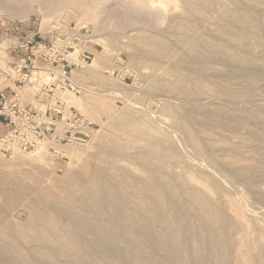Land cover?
<instances>
[{"label": "rangeland", "instance_id": "rangeland-1", "mask_svg": "<svg viewBox=\"0 0 264 264\" xmlns=\"http://www.w3.org/2000/svg\"><path fill=\"white\" fill-rule=\"evenodd\" d=\"M15 1L17 2L15 6L20 5V6L25 7L26 15L20 18L16 17L17 14L15 13L13 14V12H12V15L14 16L5 17L3 15H0V35L2 34V32L9 33V35L4 34V36H2V39L0 40V46L9 47V45H12V43H14L13 45H15V38L14 37L11 38V36L12 35L15 36L17 32L18 34L20 33L22 36H25V34L27 33H31L33 31L38 30L40 25L43 29L44 24L46 26L51 21L62 19L61 21L63 23L72 27L71 28L72 32L70 33H73V34L76 33L77 36L80 38V41H78V45H75V51L79 47L80 49L79 53H82L83 50L85 49L89 50L92 53L91 59L87 63H85L82 67L80 66L78 68H74L73 73H72V77L73 78L75 77L74 79H76L77 77L79 81L81 80L80 82L82 83H80V85L85 86V88L83 87V89H80L76 86V90L75 89H64V90H59V91L56 90L53 93L52 92L48 93L44 87V84L42 85V83H40V80L45 76L44 79L46 81H49L51 76L48 77L47 73L45 75V71L43 69L36 68V69H33V71H30L28 77L26 78V86L21 88L23 91L22 99L28 105V108L29 109H39V107H42L43 109H46L48 105L55 106L53 103L56 102L57 94H59L60 91H61L60 93H62L63 91L67 92V94H69L68 96L70 97L73 96L77 100L85 101L86 103H88V106L90 107L91 112L96 111L95 106L97 102L99 104V106L97 104L99 108H98V112L96 116L97 118L93 119L92 113L90 111H85L81 108H78L77 106H74L72 103H69L67 101L66 105H67L68 113H69V108L71 107L72 109L80 113L84 118H86L88 121H90L93 124V129H91L89 138L85 142H82V143L67 142V141L58 143L57 136L62 135L64 133L63 125L58 124L55 132L48 134L40 141V142H46L47 148L41 154L42 157L39 158L40 159L39 161L37 160L38 157L33 155L36 148H34L35 150L34 149L22 150L20 149V147H17L16 145H13V144L3 145L2 142L0 141V215H1L0 217L3 218V219L2 218L0 219V223L2 222L1 224H3V222L5 221L3 225L0 224V235L3 236L5 239L12 240V238H15L16 236V238L18 239L27 240L31 242L34 240V236H37V234L39 236L42 235L41 233H39V231L35 229V227H33V224L34 222L37 221L38 216H41L42 214L49 212L50 209L48 208L49 207L48 205L52 204L54 201L56 202L60 200L63 201L64 199L68 203V205H71V207L74 210L80 211L86 214L88 213V211H86L84 208H80L81 206L79 207V205H80V202H82V200H87L85 190H86L88 182H90V178H92L99 171L100 168H106V169H109L110 171L115 170V168L113 167L112 161H111L112 160L111 152L110 151L108 152V150L103 148L102 146L104 143L107 142L110 133L114 131L112 130L114 128H112V125H110V123L116 122V119L119 118L118 115H121L120 118L121 117L123 118L127 114V112L132 113L133 111H135L139 117L141 113H144L141 109L145 108L148 111V115L145 113L144 117L141 118V121L143 123L145 122V124L151 125V129L153 128L152 130H154V132L156 131L155 132L156 134H158L159 132L166 133L168 132L167 129L169 130L171 129L170 127H174L175 125L174 119L172 118L171 120L170 118L173 116L171 115L170 112L166 110L167 109L166 105H164L166 108L162 106L163 105L162 102L165 101L167 98L172 99L169 96L164 97V95H162V93H165V92L166 94L168 93V95L171 94L172 90H169L170 93L168 92L167 84H168V79L171 80L172 78L175 77V75H172V71H171L172 69H174L177 74L182 75V77L184 76L186 77L184 78V80L186 79L185 80L186 84L194 85L195 80L196 82L198 80L200 81L202 80L203 82L209 85L211 89L210 91L213 93L216 89H219L217 86L224 83L226 87H229L237 91L239 95L241 96L240 108L246 107L247 109L249 108L251 109V106H253L252 107L253 111H263L264 112V98H263L264 97V80H253L251 76L250 77L237 76V77H232L229 79L224 77V74L226 71L232 70V69L238 70L241 67L246 68L250 70L251 72L261 70V69L264 71V45L263 43L251 44L249 39L250 38L252 39L254 37L252 27H249L242 20L237 19L235 16L227 15L225 12V9L232 7L236 0H231V1L230 0L228 1L218 0L219 2L215 3L211 8L212 10H210V12L206 15V19L205 18L201 19L200 16L199 17L196 16L194 18V20L196 21L195 22L196 29L194 30H187L186 26H183V25L178 26V24L181 21H183V19H181V16H183L186 12V7H187L186 0H168V1L163 0V4L162 3L158 4L155 0H147V2L146 0H142V1L141 0H93V1L86 0L85 4L86 3L87 4L83 6H81L82 5L81 2L83 0H54L55 4L53 2V5L50 6L52 8L48 7L47 9L46 7H44V4L42 5L43 0H20V1L15 0ZM243 1L247 3V5L249 4L254 5V6L256 5L255 7L258 9V11H260V13L263 16L262 26H264V0H243ZM74 2L75 4L77 3L78 5L76 4L75 6ZM71 5L72 7L73 6L74 7L72 8ZM0 6L1 7L3 6L2 0H0ZM28 6H30V8ZM65 7H67V9ZM113 7H114V10H113ZM110 8L111 10H109ZM162 9L164 11H161ZM66 10L67 11L69 10V11L67 12ZM117 10H120L121 13L119 14L120 11L118 12ZM125 11L127 12L125 13ZM157 11L160 13V16H158ZM132 18H133V21H132ZM127 20H129V22ZM124 21L125 23L123 25H120V23L122 24ZM82 23L84 25L86 23L88 24L84 26ZM262 28L264 29V27ZM182 33L183 35L186 34L184 37L187 39L188 42L190 40L193 41V39L195 38L197 39V37L198 39L201 37L200 39L202 40L201 41L202 44H200V47H198L199 49L200 48L201 49L199 50L198 48L194 47L192 44V41H190L189 43L188 42L182 43L179 40L181 39L179 37L183 36ZM160 40L167 41L169 43V47H170L169 51L172 53L171 57L167 56L168 54L164 46L162 45V41ZM144 41H146L147 44ZM153 44H154V47H153ZM223 44L225 46H223ZM222 47L224 49H229L233 52L247 56L249 59L246 61H242L235 57L230 58L229 56H222L224 58L221 57V59L220 58L216 59L213 62H203V61L198 60V55L202 51V49H204L203 51H206V52L208 51L213 52L214 50L216 51V48H222ZM6 54L7 53H4L3 50L0 49V81H4V78H5V81L8 80V77H5L7 74V61L9 60ZM101 54L104 56L106 55L105 62L102 61L100 57H98V55H101ZM182 57H186L187 60L185 62H182L181 60ZM194 58L197 60H195ZM154 64L156 65L154 66ZM94 66H97V67L94 68ZM86 70H88V72ZM34 73L38 77L37 78L38 80L36 81L31 79V77L35 75ZM155 74L159 75L162 85L166 86V87L165 86L162 87V90H161L162 92L160 91L161 94H158V95L156 92L157 91L159 92V90H157L156 92L149 91V93H146V91L148 92V89H147L148 88L147 83L149 82L148 80L151 77V75H155ZM144 78H147V79H144ZM213 84H215V86ZM245 88H250L252 90L251 94H253L252 95L253 99H249L248 97H246V95H244L243 92H239V90L242 91ZM78 90H81V91H78ZM151 92H154L157 96L153 95L154 93L151 94ZM102 93L106 94L105 97L107 98L104 99V95H102ZM84 96H87L86 100L84 99L86 98ZM194 96L198 100L199 98L200 100H204L205 98L204 101H200L201 110L202 108L205 107V109L201 111V114H200V111H198L199 114L197 113L198 115H200V118L204 117V113H203L204 111H210L212 109L219 108L221 106L220 103L223 101L222 99L225 97L224 94H217V96H211V97L207 96L206 98V94L202 92H195ZM79 97H81V99ZM108 97H109V100H108ZM161 98H163V100ZM158 99H160V101ZM207 99L211 102H209ZM247 99L248 101H245ZM258 99L263 101L262 104L260 103L261 101ZM148 100H150V102ZM112 101L115 104H113ZM172 101L179 102L178 104H180L181 102L179 99L177 100L176 98H173ZM100 102H101V105L106 104L104 106L105 107L104 109L100 107ZM253 102L257 104L254 103L255 104L254 105ZM250 104L252 105L249 107ZM111 105H116L117 108L116 107L115 108L118 110L112 109L113 107H111ZM108 106L110 107L108 108ZM258 106L260 109H257ZM255 107H256V110H255ZM56 109L58 108L56 107ZM113 111H115L116 114ZM151 111H152L151 113L152 115L149 114ZM221 112H219L220 115L222 116V117L220 116L221 118L218 119L219 123L210 122L209 124L211 126H209V124L207 125L206 123L201 124L199 122H194L195 126L198 123L197 126L196 127L194 126V127L203 135L202 137L205 136L204 139H207V138L213 139V141H211L210 150L213 153L212 155L214 156L216 154L215 155L216 159L220 160L219 161L220 165L222 164L223 166V167L221 166L222 170L226 169L225 167L227 166V164H229V166L227 167H230V165L234 163L236 164L239 162L243 164L246 163V165L251 164L255 156L256 158L259 157L257 155L259 154V151L254 149L253 142L250 139L249 129L247 130L248 127L244 126L243 128V126L241 127L237 125L235 126V124L232 121H230L231 120L229 119L230 117L226 113L224 112L221 113ZM113 113L117 117L114 116L112 119L111 116L113 115ZM225 114L227 117L225 116ZM247 114L248 112H244L243 114L244 118L246 117L247 119H250L249 122L250 121L251 122L249 123L248 120L245 119L246 125L253 126L254 124L258 125V124L263 123L261 124V127L264 128L263 127L264 126L263 117L261 119L262 122H260L259 120V122L257 123V122H253V120ZM109 119H112V120L110 121V123H108V125L106 124L107 126L104 123V125L106 126V128H104V125H102L101 121L107 120L106 122H108ZM169 124H171V126ZM199 124H201L200 125L201 127L199 126ZM212 124L216 125L217 127L216 126L213 127L214 125ZM165 125H168L169 128H167ZM164 127L166 128L164 129ZM173 129L175 130V127L172 128L171 131H173ZM232 130L235 132H232ZM161 134L162 133H159L158 135H161ZM208 134H210L211 138L208 136ZM123 137L124 139H126V135H124ZM134 139L135 138L130 140L131 145H136L134 147L138 148L141 145V142H135ZM167 143L169 142L167 141ZM229 144L231 145V147L236 145L238 147L237 150L231 149ZM213 147L216 148V152L215 150H213L215 149ZM263 147H264V143H263ZM181 148H182L181 152H184L185 155L187 156L190 155L188 156L189 158L195 157V159L198 160L199 162H202V158H203L204 161L202 164L205 165V167L206 165L208 166V164H206L207 160L204 159V157H201L195 154L197 152L193 148L189 147L191 149H189L188 151H186L187 149L183 147ZM225 148L226 150H224ZM228 148H230V152H228L229 151ZM16 150L17 151L19 150V151L16 152ZM102 150L105 151V153L102 152ZM233 151L235 152V154L233 153ZM106 153L108 154V156L106 155ZM184 153L181 154L182 156L177 157L178 159L176 158V160H178L177 161L178 166L175 165L173 170L174 171L176 170L177 173H181V174L184 173L183 174L184 176L181 177V180L183 181L188 180L187 184L189 183L188 185H191L195 190L208 193L214 200H219L218 198H220L221 200L227 199V197H230L233 195H234V198H236V200L238 201L247 200L250 203H252V201L256 200V202H253L255 203L254 205H258V208L259 207L262 208L261 209L262 211H260V209L257 210L258 218L261 215V219L259 218L260 219L259 220L257 218V215L255 217L252 216L253 211H252L251 217L252 218L254 217L256 221L258 219V222H256V224L259 223L260 226L256 225L257 226L256 227L254 224L255 220L249 217L250 216L249 214L251 213V210L253 207L250 208L248 206L246 208L245 212L247 211L249 213L246 212L245 217L246 219L248 218L246 220L247 222L250 223L253 221L252 225L248 223L249 225H251V227H249L251 236L254 234L252 237L255 238V240L257 238L260 239L259 240L260 243L263 242L262 244L264 246V236H262L263 238H260V236L263 235V233L260 232L261 228L264 229V216H263L264 215V200H263L264 197L262 196L264 195V178H263L264 172H262L263 175L261 174L258 176V177L261 176L258 182H254V183L250 182L247 179L241 180L242 178L241 175L238 176V174L235 172H233L234 174L233 175V174H230L232 172H229V174L231 175L229 176V178H231V181L229 180L230 183L229 181H225V182H228V184L226 183V186H227L226 188L229 190H232L233 193L230 191L228 192L226 190H224L226 192L222 191L223 193L222 192L219 193V192H216V190L211 188V186L209 185V182L207 181L209 176H208V173L204 169H202L203 170V173H202L201 172L202 170L200 171V169L198 170L195 168H191V167L189 168L187 166H184L185 164L183 160L186 159L184 157H187L184 155ZM193 154H195L194 157H193ZM32 156H35L34 158L36 159H34ZM196 156H198L199 158ZM251 156H252V159L249 158ZM95 157L96 158L98 157L99 159L98 158L96 159ZM102 157L107 158L109 160L105 159L106 163H104L105 160H103ZM128 159L130 162H128ZM128 159H124L121 163L126 165V167L129 169L130 172L135 173V174H140L143 176L145 175L144 170L146 169V166L144 167V165H146V163L155 162V160L151 162L147 161V159H145L144 157L143 158L141 157L131 158L130 157ZM168 159L171 160L170 158ZM231 160L233 161L231 162ZM143 161L144 162L146 161V162L144 163ZM162 163L163 162L161 161L158 162V160H156L154 164H148V165H151L152 169L154 170H156L155 168L158 166V164H160L158 167H160V169L164 171L169 169L166 164L164 165ZM180 164H182V166ZM262 167L264 168V166ZM263 168L262 170H264ZM169 170H167L166 172L169 173L172 171V170L170 171ZM229 170H233V168L230 167ZM81 177H82V180H81ZM237 177H239L240 179ZM75 181L79 183L80 187L77 186L78 184H76ZM69 182L72 185L66 186L67 183L70 184ZM232 182H234L235 184ZM73 183H75V185ZM208 188H210V190ZM233 189H236V190L234 191ZM218 193L220 194V196ZM225 195L226 197H224ZM32 197H35L37 199L32 198ZM258 200L260 203L258 202ZM34 201L35 203L32 204V202ZM28 202L32 206H30ZM33 206L35 207L33 208ZM36 206L37 207L41 206V207L37 208ZM24 209L26 210L25 211L26 213L23 212ZM39 212L41 215H39ZM259 213H262V214L259 215ZM7 214L9 216H7ZM88 214L91 216L90 212ZM2 215H4L9 220H7ZM48 222H49L48 220H45L41 216V223L45 224ZM258 227H260L259 233L257 231ZM252 228H254V230L255 228L257 229L255 231H252ZM8 230L14 233L15 236H11V234L7 232ZM41 232H43V230ZM240 232L241 231L237 233L236 238L242 237V233ZM255 235H257L258 237H256ZM238 241H240V239H238ZM125 245L128 246L127 244ZM238 248L242 251V253L244 252L243 246L241 247L240 243L237 244V249ZM136 253L137 251L135 252L132 251V255L134 254V256H136L137 255ZM243 255H244L243 259L248 258V256H245L244 253L241 254V256ZM0 264H3V263H0Z\"/></svg>", "mask_w": 264, "mask_h": 264}, {"label": "bare ground", "instance_id": "bare-ground-1", "mask_svg": "<svg viewBox=\"0 0 264 264\" xmlns=\"http://www.w3.org/2000/svg\"><path fill=\"white\" fill-rule=\"evenodd\" d=\"M85 1L86 0H83L82 2L80 1L82 4L81 6L87 4V3L85 4ZM155 1L158 4L160 3L163 4V0H155ZM53 2L54 0H43L42 5L44 4V7H46L47 9L48 7L53 5ZM218 2H219L218 0H186V4H187L186 12L183 16H181V19H183V21H181L179 24L178 23L176 24H178V26L180 25L186 26L187 30L196 29V23H195L196 21L194 20V18L196 16L197 17L200 16L201 19L202 18L206 19V15L210 12V10H212L211 9L212 6ZM2 4L3 6L2 7L0 6V15H3L5 17L14 16L12 15V12L13 14L14 13L17 14L16 17H19V18L26 15L25 7L20 6V5L15 6L17 4L15 0H2ZM255 6L251 4L247 5V3H245L243 0H236L232 7L225 9V12L227 15L235 16L237 19L242 20L249 27H252L254 37L252 39L248 38L251 44L263 43L264 45V29L262 28L264 27L262 26L263 16ZM28 7L30 8V6ZM114 7H113V10H114ZM65 8L67 9V7ZM109 10H111V8ZM117 11L119 12L120 10H117ZM161 11H164V10L162 9ZM126 12L127 11H125V13ZM120 13L121 11L119 12V14ZM158 16H160L159 12H158ZM127 21L129 22V20ZM132 21H133V18H132ZM124 23L125 21L122 24L120 23V25H123ZM43 26L45 27V24ZM185 35L186 34H184L182 37L181 36L179 37L181 38L179 40L182 43L188 42L187 39L184 37ZM200 38L198 39L197 37V39L195 38L193 39V41L190 39L189 40L192 41V44L194 47L198 48L200 47V44H202L201 43L202 40ZM144 42L146 43V41ZM162 45L164 46L168 54L167 56L171 57L172 53L169 51L170 50L169 43L167 41H162ZM223 46L225 45L223 44ZM153 47H154V44H153ZM7 48L8 46L7 47L0 46V49H2L4 53H7L6 52ZM79 50L80 49L78 47V49H76V51L72 52L71 54V57L73 58L75 62L79 61V55H80ZM203 50L204 49H202V51L198 55V60L203 61V62H213L216 59H219V58L221 59L222 56H229L230 58L235 57L242 61H246L249 59L247 56L233 52L229 49H224L223 47L216 48V51L214 50L213 52H210L208 50H207L208 52H206ZM98 57H100V59H102V61L105 62L106 55L104 56L101 54V55H98ZM181 60L182 62H185L187 58L182 57ZM155 65L156 64H154V66ZM95 67L97 66H94V68ZM86 71L88 72V70ZM171 71H172V75H175V77L172 78L171 80L168 79L167 88H168V92L169 90H172L171 94L168 95V93L166 94L165 92V93H162V95H164V97L169 96L172 99L173 98H176L177 100L179 99L181 102L180 104H178L179 102H175V101H172V99L167 98L166 100L164 99L165 101L162 102L163 103L162 106L166 105L167 107L166 110L170 112L171 115L173 116L170 118L171 120L172 118L174 119L175 130L173 129V131H171L172 128L174 127H170L171 128L169 129L170 131L167 129L168 132L166 133L159 132V133H162L161 135H158L159 133L157 131L158 134H156L155 133L156 131L154 132V130H152L153 128L151 129V125L145 124V122L143 123L141 121V118L144 117L145 113L148 115V111L145 108L141 109L144 113H141L139 117L135 111L131 110L133 111L132 113L127 112V114L123 118L122 117L120 118L121 115H118L119 118L117 119L115 118L116 122L110 123L113 117L116 116L115 111L118 110L116 109L117 108L116 105H111V107H113L112 109H116L115 111H113L115 112V114L113 113V115L111 116L112 119H109L108 122H106L107 121L106 120V121H101V123L102 125H104V123L105 125L106 124L108 125V123H110V125H112V128H114V129L112 128L111 129L114 131L113 132L111 131L112 133H110L107 142L104 143L102 147L107 149L108 152L109 151L111 152V155H112L111 161H112V164L115 170L110 171L109 169H106V168H100L99 171L92 178H90V182H88L86 190H85L87 200H82V202H80L79 207L81 206L80 208H84L86 211H88V213L90 212L91 216L88 213L86 214V213H82L80 211L74 210L71 207V205H68V203L64 199L63 201L62 200L57 201V202L54 201L52 204L48 205L49 206L48 208L50 209L49 212H46L45 214H42V215L39 212V215H41L45 220H48L49 222L43 224L41 223V216L37 217V221L34 222L33 227H35V229L39 231V233H41L42 235L39 236L37 234V236H34L33 241L30 242L27 240L18 239L16 238L14 233H12L9 230L7 232L11 234V236H15V238H12V240L5 239L3 236L0 235V263H3V264H264V246L262 244L263 242L260 243L259 241L260 239L258 238L255 240V238L252 237L254 235L253 232H252L253 235L251 236L249 227H251V225L253 224V221L249 223L246 221L248 218L246 219L245 217V214L247 212V211L245 212V210L249 206L250 208L252 207L253 208L251 210V213L249 214L250 216L249 215L247 216L252 218L251 214L253 211L252 216L255 217L257 215V218H258L257 210L260 209V211H262L261 210L262 208L260 207L258 208V205H254L255 203L253 202H256V200L252 201V203H250L247 200L238 201L236 200V198H234V195L230 196L232 194H230L229 195L230 197H227V199L221 200L220 198H218L221 201L214 200L208 193L197 191L191 185H188L189 184V183L187 184L188 180L187 181L181 180V177L184 176L183 175L184 173L183 174L177 173L176 170L175 171L173 170L175 165L178 166L177 165L178 160H176V158L182 156L181 154L184 153V152H181V149H182L181 147L187 149L186 151L193 148L197 152L195 154L201 157H204V159L207 160L206 164H208V166L206 165L205 167V165L202 164L204 161L203 158H202V162H199L198 160L195 159L194 157L195 154H193L194 158L192 157L189 158L188 156L190 155L187 156L185 155V153L184 155L187 157H184L186 158L185 160H183L185 164L184 166H187L189 168L190 167L195 168L198 170L200 169V171L204 169L208 173V176H209L207 179V181L209 182V185L211 186V188L216 190V192H219V193H221L222 191L232 192V190H229L226 188L227 187L226 183L228 184V182H225V181H229V180L231 181V178H229V176H231L230 174H233V172L237 173L238 176L241 175L242 177L241 180L247 179L252 183L258 182L259 178L261 177V176L260 177L258 176L261 175L262 172H264V170H262L263 168L262 166H264V163H263L264 162V147H263L264 128L261 127V124L263 123L258 124L260 126L255 125V124L253 126L246 125L245 119L247 118L246 117L244 118L243 114L244 112H248L247 115H249V117L253 120V122L258 123L259 120L260 122H262L261 120L262 117L264 119V112L263 111H253L252 110L253 106H251L252 104L249 105V107L251 106V109L249 108L250 110L247 109L246 107L240 108L241 96L239 95L237 91L229 87H226L224 83L221 85L218 84L219 86L217 87L219 89H216L213 93L210 91L211 89L209 85L203 82L202 80L201 81L198 80L197 82L195 80L194 85L186 84L185 83L186 79L184 80V78H186L185 76L182 77V75L177 74L174 69H172ZM47 74H48V77L52 76L50 71H48ZM237 76H248V77L251 76L253 80H264V71L261 69V70L251 72L250 70L241 67L238 70H233V69L228 70L224 74V77L227 79L232 78V77H237ZM158 77L159 75L157 74L151 75V77L148 80L149 82L147 83L148 92L146 91V93H149V91L156 92L157 90H159V92L157 91L156 93L157 95L161 94L160 91L162 90V87H164L165 85L164 86L162 85L160 81V77L159 78ZM37 78L38 77L36 74L31 77L32 80H35ZM74 78L71 76L72 84L74 85L75 88L76 86L80 89H83V87L85 88V86L80 85V83H82L80 82L81 80L79 81L77 77L76 79ZM144 79H147V78H144ZM213 85L215 86V84ZM78 91H81V90H78ZM60 92L59 94H57L56 102H54L53 104L55 105V107L63 111L66 115L69 114L67 111V105H66L67 101L69 103H72L74 106H77L78 108H81L85 111H90V107L88 106V103H86L85 101L77 100L73 96L70 97L68 96L69 94H67V92H64V91L62 93ZM154 92H151V94ZM195 92L205 93L206 98L207 96L209 97L217 96V94H224L225 97L222 99L223 101L220 103L221 106L219 108H216V109L210 108L212 110L204 111L203 112L204 117L202 116L203 118H200V115H198L199 114L198 111H200V114H201V111L205 109L204 107L201 110L200 101H204L205 98L204 100H200V98L198 100L194 96ZM239 92H243L244 95H246V97H248L249 99H253L252 98L253 94H251L252 90L250 88H245L242 91L239 90ZM102 95H104V99L107 98L105 97L106 94L102 93ZM153 95H156V94L154 93ZM84 97H86L84 98L86 100L87 96H84ZM79 98L81 99V97ZM161 99L163 100V98ZM108 100H109V97H108ZM150 100L148 101L150 102ZM158 100L160 101V99ZM245 101H248V99ZM174 102L177 103L178 105L175 104ZM262 102L263 101H261L260 103L262 104ZM254 103L255 102H253V104ZM97 104L98 102L96 103V106H95L96 111L94 112L90 111L92 113L93 119L97 118L96 116H97V112L99 108L98 107L99 104L98 106ZM113 104L115 103L113 102ZM105 105L103 104L101 105V102H100L101 108L104 109ZM109 107L110 106H108V108ZM166 107L164 106V108ZM257 109H260L259 106ZM255 110H256V107H255ZM221 111L226 113L230 117L229 118L231 119L230 121H232L235 124V126L236 125L239 127L243 126V128L244 126L248 127L247 130L249 129L250 139L253 142L254 149L259 151V154H257L259 157L256 158L255 156L253 162L251 163L250 161L251 164L246 165V163L243 164L240 162L236 164L234 163L230 165V167H232L233 170H229L230 167H227L229 166V164H227V166L225 167L226 169L222 170L223 166L222 164L220 165V162H219L220 160H217L215 156L216 154L214 153L215 154L214 155L215 157H214L212 155L213 153L210 150L211 141H213V139H208V138L204 139L205 136L202 137L203 135L195 128L198 123L195 126L194 122H199L201 124L206 123L207 125L210 122H215V123L218 122V119L222 117L219 113ZM151 113L152 111L149 114ZM247 120L249 122L250 119H247ZM201 124H199V126ZM105 125H104V128H106L107 126ZM169 125L171 126V124ZM165 126L169 128L168 125H165ZM209 126L211 125L209 124ZM215 126L216 125H214L213 127ZM166 127H164V129ZM232 132H235V131L232 130ZM124 135H126V139H124L123 137ZM208 136L210 137V134H208ZM133 138H135L134 139L135 142H141V145L138 148L134 147L136 145H131L130 140ZM167 141L169 143H167ZM185 146L188 148H186ZM46 148H47L46 142H40L38 145V148L36 147V150L34 149L35 152L33 155L38 157L37 159L38 161L40 160L39 158L42 157L41 154L43 153V151H45ZM237 148L238 147L236 145L231 147V149H234V150L235 149L237 150ZM228 149H229L228 152H230V148ZM213 150H215L216 152V148ZM224 150H226V148ZM18 151L16 150V152ZM102 152L105 153V151L103 150ZM233 153L235 154L234 151ZM106 155L108 156L107 153ZM35 156H32V157L34 158ZM130 157L131 158H140V157L143 158L144 157L145 159H147V161H150V162L153 160H155L156 162V160H158V162L161 161L163 162L162 164L164 165L166 164L168 168L172 171L169 172L170 170L167 169L169 170L168 171L169 173H167L166 172L167 170L164 171L160 169V167H158L160 164H158V166L156 164L157 167L156 168L154 167L156 169L154 170L152 169L151 165H148V164L155 163V162L153 163L151 162V163H146V165H144V167L146 166V169L144 170L145 171L144 176L140 174H135V173L130 172L129 169L126 167V165L121 163L124 159H128ZM168 158H170L171 160H169ZM249 158L252 159V156ZM105 159L107 158H103V160ZM232 161L233 160H231V162ZM128 162H130L129 159H128ZM104 163H106V160ZM180 165L182 166V164ZM201 172L203 173V170ZM229 172H232V173L229 174ZM81 180H82V177H81ZM75 183L78 184L77 185L78 187H80L78 182L75 181ZM75 183L73 184L75 185ZM69 185L71 186L72 184L71 183L66 184V186H69ZM208 189L210 190V188ZM233 190L235 191L236 189H233ZM262 196L264 197V195ZM224 197H226V195ZM32 198H35V197H32ZM33 203H35V201L32 202V204ZM30 206L32 205L30 204ZM34 207L35 206H33V208ZM40 207H37V208H40ZM25 211L26 210L24 209L23 212ZM260 214L262 213H259V215ZM7 216L9 215L7 214ZM254 217L252 219H254ZM1 218L2 217H0V219ZM259 218L261 219V215ZM6 219L9 220L8 218ZM258 219L257 221L256 219H254L255 226L259 225V223L256 224V222H258ZM248 223L251 225H249ZM259 228L260 227H258V230H257L258 233L260 230ZM256 229L257 228H255V230ZM42 230L44 233L41 232ZM255 230L254 228H252V231H255ZM239 231H241L240 233H242L241 238L237 237L238 239H240V241H238V239L236 238L237 233ZM260 232L263 233V235H261L260 238H263L262 236H264V229L261 228ZM257 235L255 236L258 237ZM239 243L241 244V247L243 246V249H244L243 253L245 254V256H248L247 259H243L244 255L241 256V254H243L242 251L239 248L237 249V244ZM125 244H127L128 246H126ZM134 250L137 251L136 256H134V254L132 255V251L135 252Z\"/></svg>", "mask_w": 264, "mask_h": 264}, {"label": "built area", "instance_id": "built-area-1", "mask_svg": "<svg viewBox=\"0 0 264 264\" xmlns=\"http://www.w3.org/2000/svg\"><path fill=\"white\" fill-rule=\"evenodd\" d=\"M71 28L60 20H54L43 29L40 25L34 32L19 38L14 37L15 45L12 43L8 47L21 49L28 55L19 65L15 62L7 64L5 77L15 84L17 90H14L13 101H8L6 96L0 93V116L5 117L8 123L7 131L0 138L3 145L13 144L22 150H32L45 136L55 132L58 124L64 127V133L57 136L58 143H82L89 138L93 124L71 107L67 115L52 105H48L46 109H29L22 99L21 88L26 86L29 72L36 68L43 69L45 75L50 71L52 75L49 81L44 79L45 76L40 80L48 93L76 89L71 79L73 70L87 63L92 53L85 49L80 53L78 62L73 60L71 54L80 38L77 34L70 33ZM36 80L38 79L34 81Z\"/></svg>", "mask_w": 264, "mask_h": 264}, {"label": "crops", "instance_id": "crops-1", "mask_svg": "<svg viewBox=\"0 0 264 264\" xmlns=\"http://www.w3.org/2000/svg\"><path fill=\"white\" fill-rule=\"evenodd\" d=\"M34 32V31H33ZM5 35H9V33H4L2 32V34L0 35V40L2 39V36ZM12 35V34H11ZM13 37H22V35L18 32L16 33L15 36H11V38ZM6 52H7V58L9 59L7 61V64L9 62H15L17 63L18 65L22 62H24V60L26 59L28 53L21 50V49H15L14 47L12 49L10 48H7L6 49ZM14 90H17L16 87H15V84H13L12 82H10V80H6L5 81V78H4V81H0V93H3L7 100L8 101H13L14 99ZM7 119L5 117H1L0 116V138L5 134V132L7 131L8 129V125H7Z\"/></svg>", "mask_w": 264, "mask_h": 264}]
</instances>
